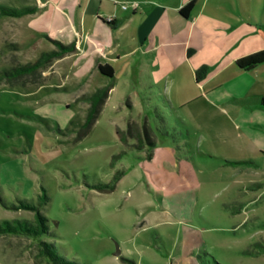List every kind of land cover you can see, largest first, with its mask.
Wrapping results in <instances>:
<instances>
[{
  "label": "rangeland",
  "instance_id": "rangeland-1",
  "mask_svg": "<svg viewBox=\"0 0 264 264\" xmlns=\"http://www.w3.org/2000/svg\"><path fill=\"white\" fill-rule=\"evenodd\" d=\"M32 23L0 19V223L31 222L33 212L10 208L26 201L49 235H0V264H47L36 257L41 241L79 264H264V64L234 66L264 37L233 22L208 27L192 59L197 79L152 88L145 77L128 87L121 62L117 87L86 125L89 102L79 98L103 76L80 93L55 61L8 75L55 50ZM61 82L68 91L52 89Z\"/></svg>",
  "mask_w": 264,
  "mask_h": 264
},
{
  "label": "crops",
  "instance_id": "crops-1",
  "mask_svg": "<svg viewBox=\"0 0 264 264\" xmlns=\"http://www.w3.org/2000/svg\"><path fill=\"white\" fill-rule=\"evenodd\" d=\"M190 1L0 0V6H34L36 13L32 14L34 23L31 25L43 31L40 37L63 45L75 44V51L54 60L53 66L59 64L58 68L65 72L64 77L73 81L81 93L87 81L100 75L97 65L104 64L114 70L113 90L118 85L121 62H124L123 81L128 87H131L132 77L136 81L137 77H145V83L151 88L167 77L174 76V80H178L185 73L186 78L195 77L198 64L192 59L203 50L206 30L211 26L229 28L228 22H233L237 31L242 28L249 35L264 37V0H195L188 18L183 19L178 12ZM109 18L114 22L112 28L104 22ZM260 49L264 48L248 53ZM102 78L96 89L108 83ZM52 89L68 91L62 87V82ZM90 94H83L79 99Z\"/></svg>",
  "mask_w": 264,
  "mask_h": 264
},
{
  "label": "trees",
  "instance_id": "trees-1",
  "mask_svg": "<svg viewBox=\"0 0 264 264\" xmlns=\"http://www.w3.org/2000/svg\"><path fill=\"white\" fill-rule=\"evenodd\" d=\"M195 4V0H191L189 3H187L184 7H182L178 14L181 18L186 19L188 18L191 10L193 9ZM36 13V8H20V9H11L6 7L0 6V19H18L22 18L27 15H32ZM109 27H113L114 22L113 20L108 22L104 21ZM46 39L51 42L55 46V50L50 52L41 53L34 62L27 63L22 66L14 67L11 72L8 73V75H11L13 77H20V76H29L33 75L39 70L46 67L48 64H50L52 61L61 59L67 54L73 53L75 51V44L71 43L69 45H63L58 41ZM264 64V50H260L254 53H251L249 55H246L244 57L238 58L234 62V66L239 70L243 72H249L254 70L260 65ZM98 73L108 78V83L100 88H97L92 94L89 96H83L81 99H86L89 102V108L87 111L86 116V125H90L94 122L96 119V116L99 113V110L101 106L104 104L105 100L108 98L109 92L113 88L112 83L110 81L114 77V70L113 68L108 65H97L96 67ZM197 79V75L195 77ZM260 106L264 109V98L260 100ZM131 128H129L128 132H131ZM147 132L145 131V134ZM135 135L136 139V147L138 149L141 148L142 142H144L138 135V132L134 131V134H132L131 137ZM145 141L150 146V148L154 147V142L150 140V138L146 135ZM152 154L150 153L148 157L150 158ZM118 179V178H117ZM115 179V180H117ZM41 198L44 201V205L47 202V196L43 190ZM41 206V204H40ZM10 208L14 210H26L33 212V220L31 222L28 221H15V222H9L4 221L3 223H0V235H10V234H17L22 235L26 237L31 238H37L45 235H49V228H48V220L46 217H44L40 211L39 208L29 202L26 201H20L17 206H11ZM37 258H42L47 260V264H79L74 261H69L59 255L51 243L43 242L41 241L38 245V253L36 255ZM128 264H136L133 261H127Z\"/></svg>",
  "mask_w": 264,
  "mask_h": 264
},
{
  "label": "built area",
  "instance_id": "built-area-1",
  "mask_svg": "<svg viewBox=\"0 0 264 264\" xmlns=\"http://www.w3.org/2000/svg\"><path fill=\"white\" fill-rule=\"evenodd\" d=\"M123 9H125V6H122ZM108 22L112 21V18L107 19Z\"/></svg>",
  "mask_w": 264,
  "mask_h": 264
}]
</instances>
